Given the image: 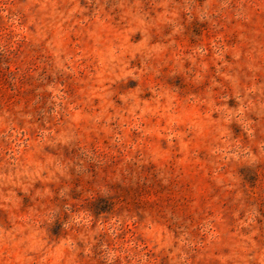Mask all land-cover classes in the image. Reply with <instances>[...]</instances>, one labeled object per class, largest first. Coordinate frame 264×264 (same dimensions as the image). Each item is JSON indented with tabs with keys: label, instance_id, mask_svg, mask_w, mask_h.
Listing matches in <instances>:
<instances>
[{
	"label": "rangeland",
	"instance_id": "rangeland-1",
	"mask_svg": "<svg viewBox=\"0 0 264 264\" xmlns=\"http://www.w3.org/2000/svg\"><path fill=\"white\" fill-rule=\"evenodd\" d=\"M0 264H264V0H0Z\"/></svg>",
	"mask_w": 264,
	"mask_h": 264
}]
</instances>
